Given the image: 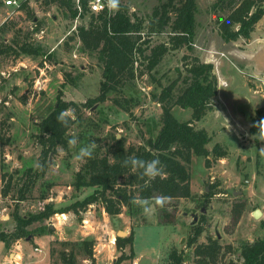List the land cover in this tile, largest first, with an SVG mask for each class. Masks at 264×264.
<instances>
[{
    "label": "rangeland",
    "instance_id": "1",
    "mask_svg": "<svg viewBox=\"0 0 264 264\" xmlns=\"http://www.w3.org/2000/svg\"><path fill=\"white\" fill-rule=\"evenodd\" d=\"M163 1L120 0V7H128L133 18L143 17L148 24L153 10ZM28 2L29 12L6 6L0 0V232L15 228V213L28 217L48 202L62 208L98 189L96 185H76L77 173L86 162L75 159L81 146L95 140L98 147L93 153L103 155L114 136L124 138L126 147L147 145L149 138H155L162 115L158 97L163 87L180 73L186 75L187 63L194 56L212 62L218 77L213 108L196 125L212 134L207 144L210 149L220 142L231 151L211 166H206L203 156L194 154L189 166L193 196L171 197V202L163 209L157 208L150 218L134 203L130 208L124 206L120 216L108 214L100 201L79 213L57 212L50 218L34 221L28 226L29 234L10 247L1 240L0 264H17L16 257L21 264H61L60 253L65 249L77 252L78 264H91L82 244L84 239L94 241L96 264H113L111 257L118 259L122 253L127 257L120 264H130V248L125 251L105 244L111 242L118 230L130 233L132 228V248L139 264H164L172 248L184 250V264H198L194 245L187 246V242L191 225L202 215L208 223L198 242H206L210 235L222 245L231 246L223 248L218 264L242 261L241 245L264 236V214L254 215L256 209L264 212V158L257 151L259 142L242 131L236 138L223 128L222 121L225 117H243L251 125L253 118H264V75L258 73L264 71V40L251 46L242 37L225 41L219 33L218 17L227 15L232 3L230 7H215L218 0H197L193 48L169 49L152 70L148 68V59L138 56L136 77L110 91L105 100L83 107L67 133L66 143L46 153L40 121L57 103L59 92L62 99L78 103L98 96L103 63L98 51L86 49L76 34L77 26L89 24L90 11L72 18L69 11L55 3ZM257 32L264 36V20ZM148 33L145 28L143 39L150 41L143 47H148L149 54L152 46L169 40L170 28L162 33ZM24 43L32 44L39 52L26 53ZM246 47V52L253 54H241ZM242 64H247V68ZM182 84L180 81L179 86ZM173 113L178 119L187 120L192 109L176 105ZM248 131L252 132L250 127ZM73 137L79 141L75 147L68 144ZM29 169L36 177L27 189ZM10 176L12 182L8 184ZM212 187L215 193L207 201L205 193ZM126 218L127 225L122 220ZM104 249L107 255L103 257Z\"/></svg>",
    "mask_w": 264,
    "mask_h": 264
},
{
    "label": "trees",
    "instance_id": "2",
    "mask_svg": "<svg viewBox=\"0 0 264 264\" xmlns=\"http://www.w3.org/2000/svg\"><path fill=\"white\" fill-rule=\"evenodd\" d=\"M47 4L55 3L69 16L76 18L78 9L74 7L73 0H43ZM230 3L228 0H218L217 5H231V9L225 16L218 17V28L221 37L229 42L242 37L251 38V32L257 22L264 16V0H239ZM85 11L87 0H83ZM19 9L30 11L28 0H23ZM28 9V10H27ZM197 0H164L153 10L149 23L140 16L132 17L128 7L121 6L114 14L106 11L97 14L92 13L88 25H79L76 34L83 46L89 50H97L99 59L103 63V79L101 81V93L93 99L83 103L74 100L62 99L59 92L58 101L47 116L39 123L40 137L44 146V152L55 150L58 145L67 141V133L71 126L80 117L83 107H91L96 101H103L110 91H116L126 82L136 77V61L142 55L148 59V68L152 70L162 60L169 49H177L183 46L193 48L196 34ZM148 28L149 35L162 33L170 28L169 40L151 47L150 53H146L144 43L149 39H143L144 29ZM26 53L39 52L30 43L22 45ZM1 52V51H0ZM212 62H206L198 56L187 63L186 75H179L168 86L163 87L159 102L162 107L161 125L155 138H149L147 145L126 147L125 139L113 137V143L107 151L100 155L93 153L91 159H86L83 167L77 173L76 185H96L98 189L86 196L81 201H76L62 208H55L51 202L37 213L24 217L15 213V228L11 232H0V241H4L7 247L22 237L29 234L28 226L34 221L50 218L57 212L73 210L79 213L89 204L100 201L104 209L110 215L122 213L123 207H131L133 200L137 198H154L167 195L172 198L192 197L190 164L194 154L205 158L206 166H211L216 160L226 158L229 150L220 142H216L212 149L207 144L212 140V135L204 127H198L196 122L202 120L209 110L213 108V97L218 94V77ZM182 81V86L179 82ZM191 108L192 116L187 120L178 119L174 113V106ZM65 109H72L76 115L74 121H70L68 127L62 126L57 121L58 114ZM256 120L252 119V123ZM252 132L255 129L251 128ZM136 156L144 160L159 159L165 166V173L161 177L147 181L140 178V171L132 172L130 168L123 167V161L128 156ZM46 164V161H45ZM45 167V165H43ZM88 176V177H87ZM36 174L32 169L28 170V182L25 188H30ZM12 182V176L8 184ZM216 186V184L212 185ZM215 192L213 187L205 193L209 201ZM24 194L21 199H24ZM207 217L202 215L191 225L187 246L194 245V253L198 264H218L224 247L217 238L207 236L206 242H198L199 236L207 228ZM49 230H53L49 227ZM134 229L127 236H116L115 243L118 249L123 250L130 245V254L133 253ZM86 252V258L91 264H96L93 239L82 241ZM242 261H231L229 264H264V236L253 243L243 244L240 247ZM127 256L122 255L113 264L120 262ZM170 261L166 264H184V250L172 248ZM61 264H78V255L74 249H65L60 253ZM60 264V263H53Z\"/></svg>",
    "mask_w": 264,
    "mask_h": 264
},
{
    "label": "clouds",
    "instance_id": "3",
    "mask_svg": "<svg viewBox=\"0 0 264 264\" xmlns=\"http://www.w3.org/2000/svg\"><path fill=\"white\" fill-rule=\"evenodd\" d=\"M107 7L109 11H118L120 7V0H107ZM74 120L75 113L72 109L62 110L57 116V121L64 127H68L70 121ZM225 120L227 121V128L229 129V131H231L232 128L229 124V121L227 119ZM249 127L255 129V132H249L244 129V134L254 142L260 143L261 146L257 149V151L259 156L264 158V118H260L259 120L249 125ZM78 143L79 141L76 137H73L68 140V144L71 147H75ZM253 146H255V144ZM97 147L98 145L95 140L90 141L88 144L83 145L79 148V151L75 155V159H91L93 157V152ZM122 166L130 168L132 172L140 171V178H147V181H151L156 179L157 177H161L165 173V166L161 163L159 159L144 160L133 155L128 156L123 161ZM132 202L141 209L142 213L146 217L150 218L155 214V210L157 208L163 209L166 205H168L171 202V197L167 195H160L153 199L138 198L134 199Z\"/></svg>",
    "mask_w": 264,
    "mask_h": 264
},
{
    "label": "crops",
    "instance_id": "4",
    "mask_svg": "<svg viewBox=\"0 0 264 264\" xmlns=\"http://www.w3.org/2000/svg\"><path fill=\"white\" fill-rule=\"evenodd\" d=\"M264 20V16L257 22V24H256V26H255V29L251 32V38L248 40V42H246V44H248V46H251V45H254V44H259L262 40H264V36H260V35H258L259 33L257 32L256 33V31H257V29L259 28V25L261 24V22ZM253 34V35H252ZM254 34H256V35H254ZM249 50V47H246L245 48V51H243V52H241V54H246V53H248V52H246V51H248ZM251 51H252V49H251ZM248 54H253L252 52L251 53H248ZM243 65V64H242ZM243 66H245V65H243ZM246 68H247V64H246V66H245ZM253 69H255V68H253ZM260 75H264V71H261V72H258ZM225 119H227L228 121H229V124L231 125V128H232V130H231V132L228 130V125H227V121L226 120H223L222 121V123L223 124H225L224 126H223V128L225 129V130H227V132H230V133H234V135H235V137L236 138H238L237 136L240 134V131H242V132H244V129H246L247 131H248V128H249V123L247 124L246 122H245V120H244V118L243 117H225ZM241 126V127H240ZM209 130V129H208ZM212 135V134H211ZM231 135V134H230ZM224 145H226V144H224ZM227 146V145H226ZM227 148H228V150L229 151H231L230 149H229V147L227 146ZM220 160H222V159H220ZM123 213V212H122ZM122 213H120V214H118V216H120V215H122ZM263 214H264V212H262ZM110 219H111V217L112 216H108ZM113 218V217H112ZM118 218H120V217H118ZM123 220V223H125V225H127V222H128V220H127V218L126 219H122ZM126 232H127V234L125 235V236H127L129 233V231H127L126 230ZM117 234V233H116ZM183 238V237H182ZM181 238V239H182ZM115 239H116V235L115 234H113V237L111 238V242L109 243V244H105V245H108L110 248L111 247H113L114 245H116V243H115ZM130 248V245H127V246H125V248L123 249V250H125V251H127L128 249ZM104 254H103V257L104 256H106L107 255V251H106V249H104ZM131 252V251H130ZM130 252L128 253V254H130ZM10 254H12V253H10ZM18 254V256H20V253H17ZM94 256H95V259L96 258H98V255L97 254H95L94 253ZM112 258V261L114 260H116V259H114V258H116L115 256H113V257H111ZM129 258H132L131 259V263L130 264H139L138 262H139V257H137L136 256V254H134L132 257H129ZM15 261H16V263L17 264H21L18 260H17V257L15 258ZM170 261V258L168 259V262ZM168 262H166V263H168ZM166 263H164V264H166ZM1 264H5V262H3L2 261V263ZM12 264H14V263H12ZM122 264H124V263H122ZM125 264H127V263H125Z\"/></svg>",
    "mask_w": 264,
    "mask_h": 264
},
{
    "label": "built area",
    "instance_id": "5",
    "mask_svg": "<svg viewBox=\"0 0 264 264\" xmlns=\"http://www.w3.org/2000/svg\"><path fill=\"white\" fill-rule=\"evenodd\" d=\"M3 4L11 7H18L23 0H2ZM75 8L78 9V16L85 11L83 6V0H73ZM87 11L91 13H99L106 11L109 15L114 14L115 12L109 11L107 7V0H87Z\"/></svg>",
    "mask_w": 264,
    "mask_h": 264
},
{
    "label": "water",
    "instance_id": "6",
    "mask_svg": "<svg viewBox=\"0 0 264 264\" xmlns=\"http://www.w3.org/2000/svg\"><path fill=\"white\" fill-rule=\"evenodd\" d=\"M208 190V189H207ZM262 214V212H261V210L260 209H256L255 210V212H254V215L255 216H260ZM50 227H52L53 228V225H50ZM203 233H206L205 231H203ZM127 234V232L125 231V230H118L117 231V234H116V236H121V237H123V236H125ZM28 238H30V236L28 237Z\"/></svg>",
    "mask_w": 264,
    "mask_h": 264
},
{
    "label": "flooded vegetation",
    "instance_id": "7",
    "mask_svg": "<svg viewBox=\"0 0 264 264\" xmlns=\"http://www.w3.org/2000/svg\"><path fill=\"white\" fill-rule=\"evenodd\" d=\"M196 220H197V219H196ZM217 237H218V238H220V237H221V235L218 233V234H217Z\"/></svg>",
    "mask_w": 264,
    "mask_h": 264
},
{
    "label": "bare ground",
    "instance_id": "8",
    "mask_svg": "<svg viewBox=\"0 0 264 264\" xmlns=\"http://www.w3.org/2000/svg\"><path fill=\"white\" fill-rule=\"evenodd\" d=\"M222 83H224V82H222Z\"/></svg>",
    "mask_w": 264,
    "mask_h": 264
}]
</instances>
